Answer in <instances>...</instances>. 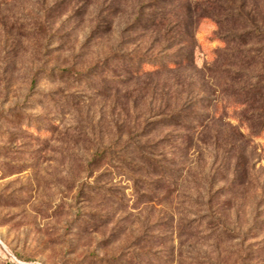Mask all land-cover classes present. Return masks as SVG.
<instances>
[{"label":"rangeland","instance_id":"obj_1","mask_svg":"<svg viewBox=\"0 0 264 264\" xmlns=\"http://www.w3.org/2000/svg\"><path fill=\"white\" fill-rule=\"evenodd\" d=\"M0 264H264V0H0Z\"/></svg>","mask_w":264,"mask_h":264},{"label":"trees","instance_id":"obj_2","mask_svg":"<svg viewBox=\"0 0 264 264\" xmlns=\"http://www.w3.org/2000/svg\"><path fill=\"white\" fill-rule=\"evenodd\" d=\"M140 59H144V58H139L137 61H141ZM143 65H145V64H143ZM142 65V66H143ZM174 65H177V62H167V63H165V65L164 66H170V67H174ZM141 66V67H142ZM164 66H162V67H164ZM141 69V68H140ZM176 117H178V115L176 116V114L175 113H173V112H170V115L169 116H167V118H168V120L170 119V120H173L174 118H176ZM12 257H15V259H19V260H21V261H27V260H25L24 258H21L20 256H18V255H16V254H10Z\"/></svg>","mask_w":264,"mask_h":264}]
</instances>
